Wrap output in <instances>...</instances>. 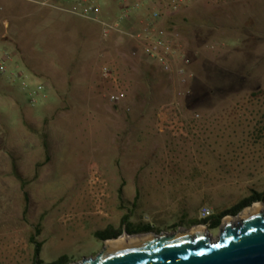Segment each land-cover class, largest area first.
Masks as SVG:
<instances>
[{"label": "rangeland", "instance_id": "374dc122", "mask_svg": "<svg viewBox=\"0 0 264 264\" xmlns=\"http://www.w3.org/2000/svg\"><path fill=\"white\" fill-rule=\"evenodd\" d=\"M0 8V19L9 23L6 30L0 25V57L8 53L7 68L45 85L47 94L32 108L18 84L0 76V264L95 258L104 243L93 236L62 240L50 234L36 260L23 252L20 260L11 247L55 218L68 230L62 217L80 213L79 205L89 200L91 165L108 187L115 157L124 172H150L159 183L141 203L143 222L156 235L203 226L215 240L224 221L238 222L241 212L210 230L199 223L202 209L217 216L264 193V0H196L179 13L176 33L191 60L189 95L179 100L186 118L199 115L181 140L154 129L156 110L177 98L175 87L146 63L126 58L124 44L104 42L93 25L21 0H0ZM105 58L120 62L131 85L121 104L124 113L129 108L139 117L128 133L129 152L99 147L96 126L89 129L80 113L87 103L111 105L98 74ZM87 93L91 98H84Z\"/></svg>", "mask_w": 264, "mask_h": 264}, {"label": "built area", "instance_id": "2783aa9c", "mask_svg": "<svg viewBox=\"0 0 264 264\" xmlns=\"http://www.w3.org/2000/svg\"><path fill=\"white\" fill-rule=\"evenodd\" d=\"M41 9L57 12L85 21L98 29L102 41L115 42L116 46H126L129 60L144 62L155 66L176 89V97L160 105L155 113L154 129L174 140L186 139L199 120L194 114L185 117L181 97L189 95L191 60L180 35L164 27L166 19L178 15L196 0H117L110 6L106 0H21ZM0 13L3 9L0 8ZM1 27L8 28V20L0 19ZM10 55L0 57V76L18 84L28 106L34 108L47 98L46 86H31L28 78L22 73L9 70L7 62ZM120 62L114 58L100 61L99 78L107 86L106 99L112 106L125 103L131 92L129 82L123 80ZM126 108L125 113L129 114ZM89 209L87 212L70 211L62 217L61 222L72 225L90 217L103 215L107 198V185L99 174L96 165L92 164L87 180ZM207 209L200 211V217H210Z\"/></svg>", "mask_w": 264, "mask_h": 264}, {"label": "crops", "instance_id": "0c3cea01", "mask_svg": "<svg viewBox=\"0 0 264 264\" xmlns=\"http://www.w3.org/2000/svg\"><path fill=\"white\" fill-rule=\"evenodd\" d=\"M31 84L33 85L34 83L31 82ZM84 98H91V96L87 93ZM65 109L69 110L71 107ZM80 113L86 115V123L89 129L92 127V124L96 126L95 128H97V130L95 129L96 131H94L93 136L97 139L99 138V147L105 148L106 152H109L111 148L113 153L114 147L118 148V152H122L123 150L129 152L126 149L128 133L135 128V124L139 121V117L135 113H124L122 105L117 107L110 105L106 108H99L88 103L81 108ZM127 158L128 155H125V162ZM120 161L121 160H118L116 157L113 159L116 165V171L111 174L110 181L108 182L109 185L106 189L107 198L103 215L86 218L83 221L76 222L69 225L68 230L58 224V218H55L54 223H43L35 229V231H39L37 237L34 231L33 235L29 236L26 242L14 240L11 247L13 253H20V260H22L23 253H25L26 258H29L30 255L33 254V252H31L33 246L29 243L31 237H33L37 243H40L42 247L44 243L43 238H47L50 234L56 232L59 233V237L62 240L75 237H95L96 233H113L118 231H121L118 237L121 238L123 237V233H126L122 226L123 223L132 227L146 225L143 222L141 203L147 191L153 188L156 189L159 183L150 180L151 177H155L152 176L150 172H143L140 170L130 173L124 172L122 169H119ZM127 188L130 189L127 190ZM79 209L81 212H87L89 209L88 198H85L81 205H79ZM105 242L106 241L103 243Z\"/></svg>", "mask_w": 264, "mask_h": 264}, {"label": "water", "instance_id": "95a60500", "mask_svg": "<svg viewBox=\"0 0 264 264\" xmlns=\"http://www.w3.org/2000/svg\"><path fill=\"white\" fill-rule=\"evenodd\" d=\"M230 224L224 221L215 240L192 229L159 235L123 233L149 237L112 246L106 241L95 258L73 264H264V212L239 215L238 222Z\"/></svg>", "mask_w": 264, "mask_h": 264}, {"label": "trees", "instance_id": "16d2710c", "mask_svg": "<svg viewBox=\"0 0 264 264\" xmlns=\"http://www.w3.org/2000/svg\"><path fill=\"white\" fill-rule=\"evenodd\" d=\"M116 1L117 0H107L108 4L110 6L111 5L113 6ZM178 15L169 17L168 19L165 20L164 27L168 31H171V32L177 31L176 26L178 24ZM126 58H127V56H126ZM140 64L145 65L144 62H140ZM148 66H149V68L157 70L159 72V70L155 66H153V65H148ZM159 74L162 75V77L167 80V78L163 74H161L160 72H159ZM43 148L45 151L47 150V145L45 143H43ZM48 161H49V158H48V156H46L44 163H47ZM15 178L21 181L19 176L15 175ZM23 199H24V203H25L23 214L25 215L27 212V204H28V197H27L26 193H23ZM254 203H263L264 204V193H260V194L253 193L250 197L243 199L238 204H236L234 207H232L229 211H225V212H223L217 216L211 215L210 217L201 220L199 223L202 225H206L208 227V229H210V230H215L220 226V222L223 218H225L226 216H229V215L230 216H236L240 212H242L243 209L250 207ZM199 223H197V224L200 225ZM122 226L124 228V231L128 235H140V234H148V233L152 232L151 228L147 225H140V226L132 227V226L127 225L126 223H123ZM38 234H39V231L36 230L35 236L37 237ZM120 234H121V231L113 232V233H110V232L96 233L95 238L104 242L107 240L116 239L120 236ZM29 243L33 246V260H36L39 256L41 245H40V243H37L33 237H31L29 239ZM36 264H39V263L36 262ZM53 264H61V262H56Z\"/></svg>", "mask_w": 264, "mask_h": 264}, {"label": "bare ground", "instance_id": "6f19581e", "mask_svg": "<svg viewBox=\"0 0 264 264\" xmlns=\"http://www.w3.org/2000/svg\"><path fill=\"white\" fill-rule=\"evenodd\" d=\"M254 210H259V212H264V208L259 205V204H252V206L250 208H248L247 210L243 211L240 215H247L249 213H251L252 211ZM226 220H230L231 221V224L230 225H233V223H236V222H233L231 219H226ZM193 230H202L203 231V234L210 238V235L208 234V232L206 231V228H204L203 226H200V227H197ZM149 236L148 235H145V236H133V237H126V236H123L121 238H118L117 240L115 241H108L106 242V245L107 246H112V245H115V244H120V243H126V242H131V241H138V240H142V239H146L148 238Z\"/></svg>", "mask_w": 264, "mask_h": 264}, {"label": "flooded vegetation", "instance_id": "af4514ba", "mask_svg": "<svg viewBox=\"0 0 264 264\" xmlns=\"http://www.w3.org/2000/svg\"><path fill=\"white\" fill-rule=\"evenodd\" d=\"M250 196H251V195H250ZM250 196H249V197H250ZM247 198H248V197H247Z\"/></svg>", "mask_w": 264, "mask_h": 264}]
</instances>
